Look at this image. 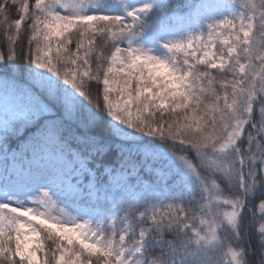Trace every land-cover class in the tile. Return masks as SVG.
Returning <instances> with one entry per match:
<instances>
[{"label": "snow or ice", "instance_id": "obj_1", "mask_svg": "<svg viewBox=\"0 0 264 264\" xmlns=\"http://www.w3.org/2000/svg\"><path fill=\"white\" fill-rule=\"evenodd\" d=\"M0 264H264V0H0Z\"/></svg>", "mask_w": 264, "mask_h": 264}, {"label": "trees", "instance_id": "obj_2", "mask_svg": "<svg viewBox=\"0 0 264 264\" xmlns=\"http://www.w3.org/2000/svg\"><path fill=\"white\" fill-rule=\"evenodd\" d=\"M170 2H171L174 6H177V5H180V4L184 3V0H170ZM257 227H258V225H257ZM45 250H47V249L45 248Z\"/></svg>", "mask_w": 264, "mask_h": 264}]
</instances>
